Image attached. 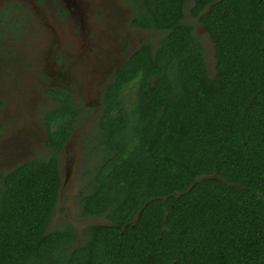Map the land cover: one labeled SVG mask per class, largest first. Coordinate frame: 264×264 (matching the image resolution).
<instances>
[{
    "label": "trees",
    "instance_id": "trees-1",
    "mask_svg": "<svg viewBox=\"0 0 264 264\" xmlns=\"http://www.w3.org/2000/svg\"><path fill=\"white\" fill-rule=\"evenodd\" d=\"M128 1L131 25L160 35L116 70L83 136L81 215L107 223L48 230L81 110L49 88L50 154L0 171V264H264V0H194L212 73L185 0Z\"/></svg>",
    "mask_w": 264,
    "mask_h": 264
},
{
    "label": "rangeland",
    "instance_id": "rangeland-1",
    "mask_svg": "<svg viewBox=\"0 0 264 264\" xmlns=\"http://www.w3.org/2000/svg\"><path fill=\"white\" fill-rule=\"evenodd\" d=\"M130 4L126 0H0V10L10 6L0 21V101L4 102L0 106V160L20 153L18 160L11 166H0V171L11 170L24 159L49 155L41 120L54 103L46 93L49 88L69 89L78 101L81 110L73 139L96 126L98 115L88 107L92 98L83 85L99 72L96 64L102 62L103 50L109 47L102 42L112 45L106 51L120 47L122 57L141 42L140 38L156 41L160 35L130 25ZM202 44L212 73L215 57L207 35ZM109 60L111 65L116 61L113 57ZM73 139L67 147L69 153L65 150L58 155L63 183L48 230L64 223L77 230L107 223L104 216L90 219L81 215L77 191L83 182V167L92 162H83L78 168L79 161L70 150L79 149Z\"/></svg>",
    "mask_w": 264,
    "mask_h": 264
},
{
    "label": "flooded vegetation",
    "instance_id": "flooded-vegetation-1",
    "mask_svg": "<svg viewBox=\"0 0 264 264\" xmlns=\"http://www.w3.org/2000/svg\"><path fill=\"white\" fill-rule=\"evenodd\" d=\"M213 1L215 2V1H218V0H213ZM126 2H128L130 4V2L128 0H126ZM194 4H195L194 0H185L184 1L183 21L185 23H187V24H190L193 27L195 34L201 36V38H200L201 42H202V37L204 35H207L208 38H209L210 43L212 44V41L210 39V36H209L208 32L205 29V26L199 21L200 14H198V15H194L193 14L192 9L194 7ZM210 7H211L210 3L204 4L203 7L200 9L201 13H204L207 10H209ZM9 11H10V6L9 5L3 6V9L0 10V21L3 20L4 17H6V13H9ZM120 22H123L122 18H121ZM124 22H126V20H124ZM196 27H197V29H201V30H199V31L196 30ZM134 28H137V27H134ZM137 29H140V28H137ZM140 30H142V29H140ZM142 31H145V30H142ZM156 33H160V32H156ZM140 40H141V38H140ZM102 43L107 45V46H109V47L108 48H104V50H103L104 53L102 54V56H103L102 62L99 63V61H98V63L96 64V68H97V70L99 72H98L96 77L91 78L89 81L85 82L84 85H83V87H85V89H86V92L89 93L91 98H92V101H90L88 107L90 109H92L98 115L97 116L98 118H99L100 112H101V98H102V94H103L104 88L113 79V76H114V73L116 72V70L130 56V54L138 47V43H137V45L132 46L133 48L130 47L131 51L127 55L123 54L122 57H120V55H121L120 54L121 53L120 52V50H121L120 47L113 46V48H115V51H106L109 48L111 49L112 47H110V46H112V45L109 44V43H106V42H102ZM212 47H213V45H212ZM213 50H214V47H213ZM111 54H114V55H111ZM112 57L115 58L116 61L111 65L110 64L111 61L109 59L112 60ZM53 88H60V89L66 90L67 92L71 93V95L73 94V92L71 90H69V89H64V88H61L59 86L53 87ZM2 104H4V102H2ZM73 128H74V126L72 127V129L70 131V134H69L68 138L66 139L65 143L59 149L58 155L60 154V152L64 153L65 150H66L67 153H69V151L67 150V147L69 146L70 140L73 139L72 138ZM44 132H45V139H46L45 145L47 147V150L48 149L50 150V151L48 150V152L50 154L51 149L47 146L48 137H47L45 129H44ZM84 134H86V133L83 132L79 136L78 139H73V140L76 141V147L79 148V149H76V148H74L73 150L70 149L73 152L74 158L76 159V161H79L78 168L84 162V157H83V155L85 153L84 142H83ZM19 158H20V153L18 152L16 155H11L9 157H6L5 160H0V166H3V165L4 166H11ZM24 161H25V159H24ZM21 162H23V161H21ZM58 162H59V170H60V174H61V186H62V183H63V176L62 175L63 174H62V169H61V166H60L59 156H58ZM77 193H78V191H77ZM88 218L92 219V217H88Z\"/></svg>",
    "mask_w": 264,
    "mask_h": 264
}]
</instances>
